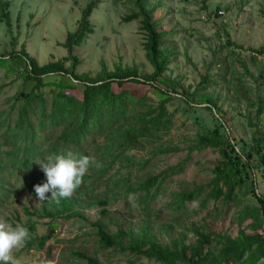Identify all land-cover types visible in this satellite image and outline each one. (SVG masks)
I'll return each instance as SVG.
<instances>
[{
  "label": "rangeland",
  "instance_id": "374dc122",
  "mask_svg": "<svg viewBox=\"0 0 264 264\" xmlns=\"http://www.w3.org/2000/svg\"><path fill=\"white\" fill-rule=\"evenodd\" d=\"M2 1L9 14L11 32H7L4 21L0 20V55L7 56L24 46L39 65L56 60L64 61L65 66L71 65L65 47L67 33L75 31L81 9L89 0ZM149 6L157 29L164 32L161 48L169 53L168 67L163 74L178 81V90L195 91L198 94L195 101L201 102L187 105L180 98L165 101L163 108L168 128L144 136L139 145L130 150L129 161L124 159L122 167L115 162L107 169L105 175L123 173L132 181L157 175L158 181L150 193L143 195L145 191L141 190V197L134 193L136 199L133 201L128 199L133 192L111 195L104 180L89 181L88 178L87 194L82 203L105 197V194L107 198L105 203L78 206L83 217L63 214L51 219L44 214L27 213V209L32 212L49 201H38L35 193L34 186L46 182V176L34 159L53 154L47 147H50L49 141L58 137L62 127L58 125L51 130L46 123L40 128L39 100L33 97V112L27 108V115L36 136L29 133L27 138H22L24 132L17 131L16 120L26 100L18 97V92L34 90L40 93L49 111L55 91L64 90L81 98L82 86L78 82L70 85L68 76L52 75L35 90L34 82L23 77L26 70L23 60L10 57L6 63H0V217L13 226L34 222L35 235L46 234L52 229L43 248H29L25 243L14 251L22 264H90L74 252L95 257L98 264H163L155 258L102 246L92 224L96 220L108 232H116L119 228L135 230L149 224L162 243L175 237H181L185 244L194 243L196 232H202L209 238L203 245L204 251L211 250L215 258L226 245L219 234L235 236L243 230L246 234L264 236V217L248 189L237 187L234 197L226 199V187L220 182L223 193L219 197H209L216 166L224 159L220 149L190 148L198 133L218 126L221 134L233 136L237 140L236 147L247 153L254 132L257 129L264 132V111L257 116V105L249 102L257 103L261 98L264 105V0H149ZM132 7L133 0H94L87 18L92 31L71 50L77 60L76 73L94 76L101 64L108 70L116 66H134L139 74L151 72L142 48L139 19L128 18ZM205 75L208 78L203 80ZM61 85L65 88L58 87ZM147 88L144 83L132 81L122 86L113 84L114 92L128 91L126 113L129 115L158 103L157 97ZM208 96L217 98L229 128L204 108L203 100ZM139 98L144 99V104L136 101ZM85 138L82 146L87 155H93L97 145L91 141L101 137L93 133ZM159 144L174 149L154 153L153 149ZM250 154L256 157L251 150ZM245 172H249L248 185L253 179L257 191L264 193V167L255 169V174L247 168ZM183 189L192 190V195L184 200L183 207L177 208L172 199L176 191ZM246 255L247 252L239 259L228 256L219 259L217 264H259L263 258L244 262L242 259Z\"/></svg>",
  "mask_w": 264,
  "mask_h": 264
},
{
  "label": "trees",
  "instance_id": "16d2710c",
  "mask_svg": "<svg viewBox=\"0 0 264 264\" xmlns=\"http://www.w3.org/2000/svg\"><path fill=\"white\" fill-rule=\"evenodd\" d=\"M0 20H3L6 25L8 33L11 32V22L7 9L3 8L4 1L0 0ZM94 0H89L81 9V16L77 23L75 31L68 32L65 47L69 54L67 59H71V65L65 66L62 60L50 61L43 65H39L34 57L30 56L24 46L17 51H13L6 56L0 55V63H6L8 58L15 57L23 60L26 63V70L23 77L26 80L34 82L33 88L38 90L40 86L46 83L45 78L52 75L57 77L65 76L70 80V85L78 82L82 86L81 98H77L64 90L55 91L50 104L49 111L44 107V100L40 93L31 90L30 93L23 91L18 92V97H23L26 100L24 107L19 110V116L16 120L17 131L24 132L22 138L29 136H36L33 131V126L27 115V108L33 112L32 98L36 97L39 100L40 122L39 126L44 127L46 123L49 124L52 130L55 126L60 125L61 131L57 138L49 141L47 151L50 153H66L71 150L74 153L87 155L83 148V143L86 141V135L97 133L101 138L92 140L96 143L93 156L97 161L103 164V167L96 168L92 166L88 173L83 177V183L75 191L71 198L61 199L57 204L51 199L48 203H44L40 208L32 212L37 216L47 215L51 219L59 217L63 214L67 216L78 215L83 217V214L77 210L78 206H90L91 204L105 203V197H97L90 199L89 203L83 204L81 200L87 194L85 187H87L86 180L95 179L104 180V184L109 187V194L114 195L120 192L128 194L130 192L138 193L141 197V190L144 194H149L151 187H153L157 180V175L146 176L143 179H132L125 174L116 175L106 174V171L115 162L122 167L124 159L129 161L132 157L130 150L137 147L142 138L151 134L154 131H159L162 128H168V117L164 114L163 103L171 98L183 99L187 105H193L197 95L195 91L187 92L178 90V81L165 77L164 70L167 69L169 63V53L166 48H161V38L164 32L157 29L155 22L151 18L152 7L149 6V0H133V7L128 14L130 19H139L140 31L143 34L142 48L144 56L151 65V72L139 74L136 67L116 66L113 70H108L101 64L100 69L94 76H89L87 73H76L74 68L77 64L75 56H72L71 50L73 45H76L82 37L90 33L92 28L88 22V16ZM13 40V37H11ZM208 75L203 76L206 80ZM59 80V79H58ZM126 81L140 82L148 86L147 90L157 97L158 103L147 107L146 110L139 111L136 115L127 114L126 102L129 100L128 91L121 90L114 92L113 84L122 86ZM61 89L65 86H58ZM175 95V96H174ZM201 100V99H198ZM139 104H144V99L136 100ZM203 102L204 108L211 111L212 116L217 115L220 124L228 127L225 113L220 105L217 104V98L213 96L205 97ZM250 104H256V115L259 116L263 110V103L261 98L257 103L250 100ZM229 128V127H228ZM228 131V129L226 128ZM227 133V132H226ZM259 133L258 136L256 134ZM47 140V136H44ZM100 139V140H98ZM34 142L33 138L30 140ZM195 142L191 145V149L201 150L205 147H218L223 156V160L216 166V175L212 180V188L210 195L219 197L223 193L220 182L224 184L226 190L224 198L232 199L234 191L238 187H245L252 193L253 198L260 206L262 215L264 217V193L257 191L255 181L252 179L250 185L246 181V176L249 172L245 169H250L255 174V169L264 167V132L257 129L252 138L250 147L251 152H254L256 157L253 158L250 150L247 153L242 152V149L236 147V139L231 135H223L219 131V127L215 126L213 129H206L202 133H198ZM25 147H29L25 144ZM174 147L168 145H157L154 153L169 152ZM127 154L128 157H123ZM118 167V169H119ZM105 175V176H104ZM51 193H48L50 197ZM192 190L183 189L175 192L172 199L173 204L177 208L183 207V202L191 198ZM93 226L96 229V235L104 247H113L117 251H128L129 253L141 255L149 258H155L163 264H217L219 259L232 256L235 259L241 258L246 252L247 255L242 259L244 262H255L259 258H264V236L261 234H246L243 230H239L235 236L228 234H219V237L226 241V245L220 250L219 255L216 256L211 250L204 251V243L208 242V236L202 232H196L197 239L194 243L185 244L181 237L169 238L168 243L159 242L157 235L153 232L151 225L143 224L135 230L128 229L116 230V232H108L100 221H93ZM30 233V238L26 241L27 247L43 248L45 242L51 237L52 229L42 235H35V223L30 222L25 226ZM75 255L86 258L90 264H98L95 257H89L85 253L74 252Z\"/></svg>",
  "mask_w": 264,
  "mask_h": 264
},
{
  "label": "clouds",
  "instance_id": "9594fccd",
  "mask_svg": "<svg viewBox=\"0 0 264 264\" xmlns=\"http://www.w3.org/2000/svg\"><path fill=\"white\" fill-rule=\"evenodd\" d=\"M46 176V182L34 186L38 201L51 199L59 204L60 200L71 198L83 183L89 168L103 167L93 155H82L67 150L66 153L50 154L43 159H34ZM51 193L50 197L47 193ZM129 201L136 199L134 193L128 195ZM30 238L29 230L20 223L13 226L0 217V264H22L14 251L22 248ZM43 264V262H41ZM264 264V258L259 261Z\"/></svg>",
  "mask_w": 264,
  "mask_h": 264
}]
</instances>
